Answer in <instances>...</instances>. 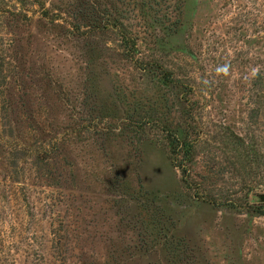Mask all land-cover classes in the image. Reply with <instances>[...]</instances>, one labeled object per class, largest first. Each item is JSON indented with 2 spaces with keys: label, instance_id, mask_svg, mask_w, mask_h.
<instances>
[{
  "label": "rangeland",
  "instance_id": "1",
  "mask_svg": "<svg viewBox=\"0 0 264 264\" xmlns=\"http://www.w3.org/2000/svg\"><path fill=\"white\" fill-rule=\"evenodd\" d=\"M0 264H264V0H0Z\"/></svg>",
  "mask_w": 264,
  "mask_h": 264
}]
</instances>
